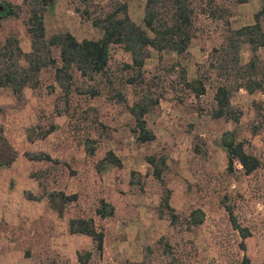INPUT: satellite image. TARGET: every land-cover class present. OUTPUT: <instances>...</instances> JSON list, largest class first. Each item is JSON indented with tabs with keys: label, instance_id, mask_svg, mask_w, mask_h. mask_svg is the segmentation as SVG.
Listing matches in <instances>:
<instances>
[{
	"label": "rangeland",
	"instance_id": "1",
	"mask_svg": "<svg viewBox=\"0 0 264 264\" xmlns=\"http://www.w3.org/2000/svg\"><path fill=\"white\" fill-rule=\"evenodd\" d=\"M192 1L195 7L194 37L189 48L193 54L190 51L186 55L165 53L159 57L151 50L141 70V82L140 78L133 84L127 82L129 77L137 75L136 69L123 68L125 63H131V56L121 46L111 44L106 49H99L100 56L104 58L106 54V72L111 83L100 75L88 78L72 71L73 78L66 94L64 87L55 79L54 67L48 65L37 72V83L30 86L33 89L27 88L29 97H18L12 93L11 87L0 89L1 104H4L1 112L10 110L12 106L22 111L23 119L32 115V126L24 129L25 140L27 137L41 138L57 120L65 122L59 135L71 149H78L81 144L96 146L103 154L114 147L121 151L127 149L121 157L126 162L133 161L128 164V170L141 168L149 155L165 158L163 178L155 184L152 180H144L136 171L132 173V181L137 182L132 188L139 190L135 201L143 206L146 199V204H151L139 207L147 219L151 217L146 236L139 241L141 259L132 261L112 252L108 257L98 259L96 250L94 253L82 250V254L90 252L86 264H244V255L249 258V264H264V91L248 92L244 88L233 91L231 104L234 116L238 115L234 121L212 116L215 106L213 95L219 81L216 71L210 73L206 90L200 96L187 89L177 63L185 67L186 78L189 65L191 73L195 72L197 77V66L208 64L212 49L219 48L224 34L220 21L203 14L209 0ZM214 1L221 6L230 26L231 21L235 25L246 21L250 9H254L245 2ZM52 4L43 13L46 38L70 32L81 41L100 39L102 32L94 26L93 20L119 5L126 6L128 15L133 12L134 17L144 16L146 0H55ZM0 5L4 6L0 9V49L8 39L16 40L18 46L24 48L30 41L26 29L29 4L24 0H0ZM142 22L139 25H143ZM52 49V57L59 60V50ZM257 54L264 61V46L257 50ZM249 57L250 48L244 44L240 51L241 63L247 62ZM19 63L26 65L24 59ZM92 91L96 93L92 94ZM144 94L152 99L159 97L158 104L145 117L149 124L158 118L160 126L167 125L163 128L168 135L163 144L158 145L154 140L140 144L136 139L135 120L129 107ZM167 106L170 111L166 113ZM224 134H227V139L232 138L234 145L241 142L246 152L259 159L260 166L255 171L246 175L236 163L231 170L227 168V147L222 140ZM96 137L101 143L94 145ZM109 138L116 143L108 141ZM18 145L22 146L23 141ZM92 187L94 189L91 190ZM92 187L80 196L88 205L101 198L95 191V184ZM174 187L178 188L177 194L182 200L173 207L169 202ZM125 193L121 189L120 194L106 195L110 207L111 203L124 200ZM194 209H200L204 214L198 225L187 222ZM125 210L119 208L120 213ZM172 212L176 215L173 222L169 215ZM89 215L87 217H91ZM234 222L247 229L249 236L244 240ZM98 224L99 228L104 225L103 222ZM29 235H25L29 245L36 243L32 257L34 264H68L57 248H51L44 235L40 236L44 239L35 238V241L34 236ZM242 241L244 249L240 246Z\"/></svg>",
	"mask_w": 264,
	"mask_h": 264
},
{
	"label": "trees",
	"instance_id": "2",
	"mask_svg": "<svg viewBox=\"0 0 264 264\" xmlns=\"http://www.w3.org/2000/svg\"><path fill=\"white\" fill-rule=\"evenodd\" d=\"M24 1L29 4L30 8L26 29L31 38V51L23 52L14 39H8L0 49V87H11L12 91L19 95L25 86H33L37 83L35 77L37 72L48 65L54 67L55 79L64 87L66 94L73 78L72 71H77L81 76L88 78L100 75L106 78L108 83H111V78L106 72V54L104 53V58L99 55L100 47L106 49L111 44L121 46L123 51L131 56V63H125L123 68L136 69L137 75L129 77L127 82L133 84L137 78H140L141 82L143 79L141 70L151 50L155 51L159 57L165 53L186 55L189 54L188 48L194 37L195 7H193L192 0H146L143 25L132 21L126 6L119 5L113 11L93 20L94 26L102 31L100 40L83 39L81 41L68 32L46 38L43 13L55 0ZM245 1L235 0V3ZM206 6L207 9H203V14L209 19L220 21L224 26L223 41L218 49H212L207 65L203 63L197 66L198 76L193 81L187 80L185 67L177 63L180 67V77L187 89L196 96H200L206 90V82L210 78V73L216 71L219 81L213 95L215 106L212 116L214 118L226 117L237 121L238 115L234 116L235 111L231 104L232 92L240 88H244L248 92L264 91V61L257 54V50L264 46V0H262L261 9L254 14V23L238 29L231 28L221 6L214 0H209ZM244 44L250 48V58L247 62L241 63L240 51ZM53 47L59 50V60L52 57ZM22 59L26 65L19 63ZM91 93L95 94L96 92L92 91ZM158 102L159 97L152 99L148 94H144L139 101L129 107V112L135 120L134 133L139 142L155 139V135L146 126L144 116ZM222 140L227 147V168L229 170L232 169L234 161L241 164L246 175L260 166L259 159L252 153L246 152L241 142L234 145L231 137L227 139V134L222 136ZM17 155V150L7 140L0 128V169L9 166ZM27 157L29 159L40 158L28 153ZM46 158L49 159L48 156ZM106 160L115 165L121 164L111 151L107 152ZM147 160L153 167V176L160 179L166 163L165 158L150 155ZM53 195L51 196L54 199L61 201L77 198L76 194L57 193ZM164 199L166 207L171 212L172 209L167 205L166 198ZM97 212L105 216L111 214L112 208L102 205ZM169 215L173 222L176 215L173 212ZM203 218V212L200 209H194L189 213L187 222L198 225L203 221ZM68 224L70 233L91 236L95 250L98 252L103 250V232L96 229L93 218H72ZM234 227L243 240L249 236L246 228L240 227L235 222ZM240 246L244 249L245 243L242 241ZM89 255L88 251L84 254L78 253L79 263L86 264ZM249 262V258L244 255L243 263L249 264Z\"/></svg>",
	"mask_w": 264,
	"mask_h": 264
},
{
	"label": "crops",
	"instance_id": "3",
	"mask_svg": "<svg viewBox=\"0 0 264 264\" xmlns=\"http://www.w3.org/2000/svg\"><path fill=\"white\" fill-rule=\"evenodd\" d=\"M246 1L243 3L254 6V9H250L249 17L245 19L246 21L242 20L239 25H235L231 21L232 29L253 24L254 13L262 7V0ZM129 14L131 20L136 24H139L144 18L140 15L134 17L133 12ZM29 39V44H26L24 48L19 45L25 53L31 51V38L29 37ZM189 51L191 53V48H188ZM193 58L194 56L191 59ZM189 66L187 80L193 81L196 79V75L195 72L191 73ZM5 88L7 87H0V89ZM27 88L33 89L30 86H25L20 95L15 94L18 97H29L30 93L27 92ZM12 93L14 94L13 91ZM2 99L0 96L1 109L4 106L1 104ZM30 102L32 104V99ZM168 108L169 106L165 108L166 113L170 111ZM9 109L4 113L0 111V128L7 140L17 150L18 155L9 166L0 169V264H34L32 257L33 250L36 251V243L29 245L30 242L25 240V235L29 234L34 236V241L35 238L44 239L45 237L51 248L53 250L57 248V252L67 259L68 264H80L78 253L82 250L94 253V241L89 235L70 233L68 223L72 218H89L87 214H91L89 216L93 218L96 229L103 232V250L97 251L98 259H103L104 256L108 257V254L112 252L129 260L139 261L142 257V253L139 251V241L146 236L147 226L151 220V217L146 218V214L143 210L140 211L139 207H147L151 204H146V199H144L143 206L139 205L141 202L135 201L138 197L136 193L139 190L132 188L137 183L132 181V173L136 171L144 180L147 179L149 182L152 180L153 184L162 180L163 173L160 179H156L152 174L153 167L147 158L141 168H132L133 171L129 168L128 170V164L133 161L126 162L121 157V153L127 150L125 148L122 151L117 147L110 148L104 154L98 152V147L94 148L92 145L88 147L86 144H81L78 149H71L66 140H62L59 135V130L62 129L65 122L57 120L54 121L51 130L41 138L27 137L25 140L24 129L32 126V115H29L28 119H23L21 110H15L12 106ZM10 111L12 112L11 116H9ZM144 119L146 121L145 116ZM158 120V118L155 119V123L149 121L150 124L146 121V126L155 135L154 141L160 145L164 143L168 135L163 129L167 125L160 126ZM51 138L52 142L49 141ZM96 138L97 140H93L94 145L101 143L98 142L99 137ZM101 140L104 141V138L102 137ZM21 141H23V145L19 146L18 142ZM108 141L116 143L113 138H109ZM47 146L50 147L46 148ZM109 151L120 160V165L109 163L106 160V154ZM27 153L40 158L29 159ZM235 163L238 167H242L238 161H234ZM49 165L51 166L49 167ZM89 177H94V179H89ZM94 184L95 191L101 195V198L98 202L95 201L88 205L80 196ZM92 189L94 188L92 187ZM121 189L126 192V198L120 202L111 203V214L102 216L98 213L97 210L102 205L110 207L105 196L120 194ZM57 193L76 194L77 198L61 201L53 198V194ZM177 193L178 188L174 187L169 202L173 207L182 200ZM119 208L127 210L120 213ZM100 222H103L104 225L99 228L98 223ZM41 235L44 237H40ZM40 255L44 254L40 253Z\"/></svg>",
	"mask_w": 264,
	"mask_h": 264
},
{
	"label": "flooded vegetation",
	"instance_id": "4",
	"mask_svg": "<svg viewBox=\"0 0 264 264\" xmlns=\"http://www.w3.org/2000/svg\"><path fill=\"white\" fill-rule=\"evenodd\" d=\"M4 6L3 5H0V9H2Z\"/></svg>",
	"mask_w": 264,
	"mask_h": 264
}]
</instances>
